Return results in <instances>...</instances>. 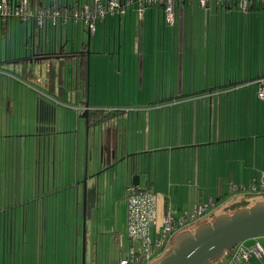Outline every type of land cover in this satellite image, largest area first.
Instances as JSON below:
<instances>
[{
    "label": "crops",
    "instance_id": "1",
    "mask_svg": "<svg viewBox=\"0 0 264 264\" xmlns=\"http://www.w3.org/2000/svg\"><path fill=\"white\" fill-rule=\"evenodd\" d=\"M17 1L8 0L11 5ZM102 1L105 0H99ZM93 2L30 0V6L34 11L50 6L66 10ZM262 12L264 9L258 7L242 11L234 2L218 5L215 0H208L206 7H202L199 0H185L176 4L174 22L167 24L160 5L145 4L140 12L134 0L127 5L124 14H111L98 23L93 34L82 22L71 18H57L53 24L47 20L40 27L33 20L15 17L3 20L0 17V91L4 94L9 91L11 82V90L18 91V95L5 94L7 99L17 96L26 99L25 103L7 102L8 109L44 106L45 114L49 109L52 113L54 103L81 117L88 103V110L102 109L110 115L88 130L85 143L83 121V132L79 129L82 138L77 132L74 150L60 149L58 152L55 143L53 153L48 140L43 166L40 155L34 156L35 166L32 164L31 170L38 173L35 188H39L33 199L36 212L38 201L44 199L43 212L31 217L34 224L41 223L43 227L50 226V222L56 224L62 216L58 210L62 208L58 209L53 203L49 206L45 198L65 194V220L68 218L67 223L72 228L68 231L72 230L73 234L69 239L74 245L77 243L80 234L77 218L82 208L80 186L86 154L91 152L92 159L88 162V175H91L99 169L101 147L105 153L115 150L117 159L130 155L129 161L138 163L135 171L140 175L138 187L156 195L159 222L168 209L174 215L191 213L196 205L210 197L216 204L210 216L226 213L223 207L235 181L254 184V179L264 176V99L257 97L259 80L264 79V61L261 63L260 53L256 54L259 60L255 64L250 58L249 62L245 60L248 55L254 57L253 50L257 49L253 42L257 39L252 29L253 18ZM258 29L260 33V27ZM39 34L40 44H45L42 51L49 58L29 61L33 44L37 49ZM88 34L89 53L86 51ZM261 46L264 50V42L261 43L259 37V48ZM82 51L71 60L65 56V53ZM197 66L203 68L205 81L216 83L215 88L196 93L184 87L194 79ZM51 68L61 72L62 82L53 79ZM167 73L172 77V88L164 89L162 84L154 86V83H162ZM248 77L254 78L246 80ZM223 82L228 83L225 88L220 85ZM99 90L100 95L117 98L118 103L112 104L111 100V106L102 108L90 104L91 92ZM121 95L122 99L150 97L161 100L146 102L150 104L146 106L120 104ZM40 97L44 99L38 101ZM168 98L170 100L164 101ZM46 118L49 120L48 116ZM44 150L46 152V145ZM117 175L98 187L96 202L99 208L92 209V217L86 223V226L92 225L90 241L95 255L100 252L95 245V242L99 244L97 224L112 189H117L118 178L123 177L126 192L133 185L130 178ZM91 181L89 179V187H92ZM126 197L124 195L127 206ZM115 223L117 226V220ZM125 230L126 222L123 232L113 231L115 242ZM21 235H16L18 244L22 239L18 246L21 251L15 250L12 255L9 251H0V264H49L46 256L54 254L55 258L59 247H54L56 238L53 235L39 232L33 237ZM258 240L263 243L264 237ZM125 244L127 246L128 242ZM125 251L118 257L113 255V261ZM7 254L13 258L12 262ZM72 263L76 264V253H73ZM257 264H264V260Z\"/></svg>",
    "mask_w": 264,
    "mask_h": 264
},
{
    "label": "rangeland",
    "instance_id": "2",
    "mask_svg": "<svg viewBox=\"0 0 264 264\" xmlns=\"http://www.w3.org/2000/svg\"><path fill=\"white\" fill-rule=\"evenodd\" d=\"M264 9V7L262 8ZM168 24V23H167ZM260 27V33L259 29ZM264 13L262 12L259 16L253 18V26L252 29L255 33V38L253 40L255 47L257 49L253 50L254 57L247 56L245 60L249 62H255L259 60V57H256V54L260 53V61H264V50L261 46L259 48V37L260 42H264ZM262 29V30H261ZM254 75V74H252ZM255 77V75H254ZM254 77H248L246 80H250ZM165 80L161 83H154V86H164V89H171L172 88V77L169 73L165 76ZM187 80V78L185 77ZM230 79V77H228ZM240 77L238 78V80ZM206 76L203 73V68H199V66L195 69L194 79L191 78L190 82H187L186 89L198 92V90L203 89H210L215 88L216 83L211 81H205ZM227 82H223L220 85L225 88L227 86ZM150 86L152 84H149ZM174 85V84H173ZM218 85V87L220 86ZM10 90L5 92L9 97L14 95H18L17 92H13L11 90V82L9 83ZM175 86L178 87L179 83L176 82ZM18 90V85H17ZM100 89V88H99ZM166 92V91H165ZM170 94V91L166 92ZM3 91H0V251H9V254L13 253V251H21L20 244L22 239L20 240L19 244L16 235L24 234L25 236H34L37 232L53 235L55 237L54 247L58 245V249L56 251V255L54 258V254L50 256H46V261H49V264H73L72 263V256L73 253H76V264H81L82 262V218H81V210L79 217L77 218L78 227H79V236L77 239V243H75L72 239H69L70 236L73 237L72 229L68 225V218L65 220L66 211L63 209L66 203L64 202V196L62 194H58L56 197L51 196L49 199L45 198L46 204L52 207V203L55 207L62 208L59 209L58 212L61 213V218L56 220V224L50 222V226H42L41 223L35 225L34 221L31 219L33 214L37 213V215L43 212V202L44 199L39 200L37 203V212L34 209L35 205L33 203V199L36 198V193H38V189L35 188V184L37 179L35 178L38 173L34 170H31L32 164L35 166L34 163V156L40 155L41 165L43 166V156L48 154V140L51 141V149L52 152H55V143L58 144V152L59 150L65 149L66 151H70L72 148L75 149L76 146V133L78 132L80 139L82 138L81 132L79 129L82 130L84 127L83 121L84 119L81 118L78 114H74L71 109L61 108L59 106H54L52 103V113L49 120L46 118V114H44V106H39V108L31 107L29 105L25 107H14V108H7V102L12 101L14 104L15 102H26V99L18 98H10L7 99L6 95L3 96ZM106 94V92H105ZM107 95V94H106ZM103 97V98H102ZM44 99L40 97L38 101ZM159 98H146V99H137L134 97H126L122 99V95L120 98V104H131V105H150L146 102L155 103ZM70 100V99H69ZM112 104H117V98L110 99L108 96L100 95V90L98 92H91L90 95V104H97L99 108L105 106H111ZM155 100V101H154ZM161 100V99H159ZM170 100L164 99V101ZM44 101V100H43ZM45 101H51L46 99ZM154 101V102H153ZM53 102V101H52ZM166 104V103H165ZM9 112H6V111ZM3 111H5L3 113ZM37 111V113H36ZM39 112V113H38ZM41 112V113H40ZM41 119V122H39ZM45 120H47L45 122ZM54 130V131H52ZM84 143L86 142V127L84 128ZM82 144V140L80 145ZM46 145V152L44 150ZM35 152V153H34ZM67 152V153H68ZM69 154V153H68ZM69 156V155H68ZM38 160V157H37ZM119 168V167H118ZM116 169L118 175L123 177L121 174V169ZM41 177V181H42ZM84 178V173L81 179ZM119 182L117 184V189H112L110 200L104 206L103 210L101 211V218L98 222V240H99V248L100 252L98 255H95L92 251L91 241H90V231L92 229V225L89 223L86 226V244H85V264H118V258L113 261V255L116 257L119 256L121 251L124 252V249H127L129 246V240H127L126 235L122 236L121 239L115 242V235H113V231L117 229L118 231L123 232L124 222H126L127 216V206L124 202V195H127L126 189H124L125 183L124 177L121 180L118 178ZM254 182L257 180L254 179ZM123 184V189L122 188ZM47 185V183H46ZM42 189V187L40 188ZM47 189V188H46ZM81 191H83V185L80 186ZM263 195H255V196H248L246 198L248 202V206L254 204L257 200L263 199ZM236 198L229 199L226 202V205L223 207L225 208L227 204H232ZM37 202V201H36ZM127 202V200H126ZM221 204V203H220ZM221 206V205H220ZM226 209V208H225ZM62 210V212H61ZM218 210V208H217ZM231 210V209H227ZM58 214V213H57ZM59 215V214H58ZM211 215V214H210ZM207 216L199 220L194 225L188 227L190 230H195V228L202 224L201 222H210L213 221L215 217ZM39 217V216H38ZM208 218V219H207ZM45 219L48 218L45 216ZM117 220V226L115 223ZM73 221V220H72ZM70 223V222H69ZM162 223L160 221L159 229H161ZM21 228V231H20ZM69 230V231H68ZM58 236V238H57ZM262 237H259V239ZM254 239V238H251ZM251 239L245 240L243 242L244 245H250L253 242ZM54 240V239H53ZM58 241V243H57ZM125 241L128 242L126 246ZM17 244V246H16ZM114 244L116 248H114ZM4 245V248H3ZM109 245V246H108ZM108 249L106 250V247ZM111 247V250H109ZM76 248V249H75ZM109 250V253H107ZM102 251V252H101ZM126 252V251H125ZM8 255L9 261H13ZM19 254V253H18ZM112 254V255H111ZM125 254V253H124ZM109 256V258L107 257ZM111 260V261H110ZM8 263V261H7ZM9 264V263H8Z\"/></svg>",
    "mask_w": 264,
    "mask_h": 264
},
{
    "label": "built area",
    "instance_id": "3",
    "mask_svg": "<svg viewBox=\"0 0 264 264\" xmlns=\"http://www.w3.org/2000/svg\"><path fill=\"white\" fill-rule=\"evenodd\" d=\"M139 4L141 12L143 6L160 5L163 8L164 19L167 23H173L175 19V7L177 3L185 0H135ZM216 4L224 5L230 2L238 3L242 11L249 8L264 6V0H215ZM134 0H105L99 2L69 7L61 10L54 7H46L34 11L30 6V0H18L11 5L8 0H0V17L6 20L11 17L21 20H33L42 27L47 20L55 23L57 18H71L73 21H80L87 28L89 33L96 31L97 24L104 21L107 16L115 13L124 14L127 5ZM202 7H206L208 0H199ZM142 14V13H141ZM140 14V15H141ZM260 89L257 97L264 99V79L259 80ZM245 185L233 183L230 186L231 195L236 196L237 192L243 191ZM251 191L260 193L264 189V176L259 177L257 185H250ZM127 216L125 235L129 240V246L124 255L118 258V264H151L170 247L174 236L199 220L209 216L216 208L212 197L204 203L195 206L191 213L184 212L181 215H174L169 209L162 217V227L158 225V211L156 195L148 189L131 185L127 188ZM264 257V244L256 240L250 245L238 244L232 249L226 264H238L239 261H247L250 258Z\"/></svg>",
    "mask_w": 264,
    "mask_h": 264
},
{
    "label": "water",
    "instance_id": "4",
    "mask_svg": "<svg viewBox=\"0 0 264 264\" xmlns=\"http://www.w3.org/2000/svg\"><path fill=\"white\" fill-rule=\"evenodd\" d=\"M90 35H87V53H89ZM38 35L37 49L33 44L29 61L35 59H47L49 56L42 51L45 44H40ZM88 115V103L81 115L86 119ZM96 126V125H95ZM94 126V128H95ZM89 127H86L88 135ZM95 133V129L93 130ZM130 155H121L118 159L116 151L110 150L105 153L100 148L98 156L99 169L88 175V162L91 161V152L87 151L84 178L81 181L82 191V262L85 264L86 223L91 219L93 208L98 210L96 202L98 187L109 181L111 176L117 175V168L121 174L130 178L133 185H139V174L135 173L138 163L129 161ZM118 168V169H119ZM119 169V170H120ZM89 179L93 180L92 187L88 186ZM264 237V198L257 200L250 207H241L234 212L221 213L213 221L198 225L195 230L178 232L161 257L151 264H211L215 259L223 257L229 250L238 244L251 238ZM98 245V242H95Z\"/></svg>",
    "mask_w": 264,
    "mask_h": 264
},
{
    "label": "trees",
    "instance_id": "5",
    "mask_svg": "<svg viewBox=\"0 0 264 264\" xmlns=\"http://www.w3.org/2000/svg\"><path fill=\"white\" fill-rule=\"evenodd\" d=\"M253 7H256V6H253ZM263 7L264 6H260L258 8H263ZM82 53H83V51L82 52L65 53V56H66V58H68V59L71 60L75 56H77V54H82ZM56 72H58V71H56ZM56 72H55V69L54 68H51V75L54 76L53 79H57V80H59V81L62 82V78L63 77L61 75V72L59 71L57 74H56ZM78 77H79V75H78ZM53 81H55V80H53ZM105 112H107V111H103L102 109H98V110H88V115H87L86 119H84L85 126L86 127L88 126L89 129H92L96 124H98L99 122L103 121L104 119H107L110 115L107 114V113H105ZM110 113H111V111H110ZM45 114L48 116V118H50L51 117V110L49 109V110L45 111ZM255 180H257V182H255L254 184L257 185L259 178L258 179H255ZM235 182H236L235 184H237V182H240V181H235ZM240 184H242V183H240ZM247 185H245L246 187H245V189L243 191L237 192L236 196L233 197L231 194L228 195L229 196V199H233V198H236V199L234 200V202L232 204H227V206H226V212L232 213V212H234L238 208H241V207H250V206L247 205L248 202L246 200V198L248 196H255V195H263L264 196V189H262V190L259 189V191H261V192L260 193H256V191L253 192L251 190H248V189H251L250 188V185H253L252 183H249ZM227 209H231V210H227ZM158 225H160V222L159 221H158ZM20 231H21V228H20ZM258 239L259 238L253 239V242H255ZM262 244H264V242ZM3 248H4V245H3ZM231 252H232V250H229L223 257L213 260L211 262V264H226V262H227V260H228L229 255H230ZM263 260H264V257L263 258H255V257H252V258H250L247 261L241 260V261L238 262V264H252V263L253 264H257V263H260V261H263ZM114 263H115V261H114Z\"/></svg>",
    "mask_w": 264,
    "mask_h": 264
}]
</instances>
